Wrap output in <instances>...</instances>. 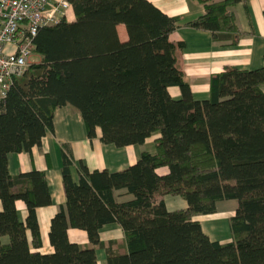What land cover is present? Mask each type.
I'll return each instance as SVG.
<instances>
[{"label": "trees", "instance_id": "1", "mask_svg": "<svg viewBox=\"0 0 264 264\" xmlns=\"http://www.w3.org/2000/svg\"><path fill=\"white\" fill-rule=\"evenodd\" d=\"M74 14L40 28L36 64H29L0 99V264H96L99 230L117 224L125 250L106 248V264H264V57L256 70L213 74L206 99L191 94L180 67L183 42L169 35L186 27L236 46L241 34L231 8L250 0H197L199 17H169L147 0H66ZM264 16V12H263ZM125 27L121 42L116 27ZM179 89L173 99L169 88ZM69 106L86 136L102 144L143 145L158 133L155 152H143L119 172H90L62 148L65 206L50 221V254L41 247L35 211L51 204L41 171L11 176L7 156L29 153L53 132V113ZM167 173L160 175L159 169ZM181 198L168 211L164 198ZM235 200L230 241L206 236L197 215ZM27 211L18 218L16 202ZM68 229L85 232L88 247L71 243ZM27 231L31 234L28 241ZM6 239V242H5Z\"/></svg>", "mask_w": 264, "mask_h": 264}, {"label": "crops", "instance_id": "2", "mask_svg": "<svg viewBox=\"0 0 264 264\" xmlns=\"http://www.w3.org/2000/svg\"><path fill=\"white\" fill-rule=\"evenodd\" d=\"M147 1L165 15L178 17L184 21L193 20L204 13L203 6L197 0ZM230 10L235 16L237 29L241 34L236 46H225L223 43L214 42L209 33L186 27L178 28L169 35L170 41L184 43L180 67L191 94L197 100L208 97L211 75L221 73L225 68L248 71L263 66L264 0H250L245 4H238ZM64 18L68 22L73 21L74 14L71 6ZM116 31L119 40L126 41L125 27L118 25ZM261 91L264 94V85L261 87ZM168 92L173 99L180 96L179 89L176 87L169 88ZM158 137L159 134L154 133L143 145L138 146L116 148L112 145H105L100 142L98 131L94 138H87L81 116L75 109L69 106L56 109L53 113V132H47L39 146L32 148L29 153H11L7 156V169L11 176L31 170L41 171L45 175L51 195V204L35 211L41 247L38 250L31 249L32 252L50 254L53 251L48 239L50 221L60 208L65 206L66 201L61 177L63 147L68 148L73 158L70 174L72 181L76 183L79 162L85 165L90 172H119L134 164L141 153H154L155 140ZM145 147L147 150L143 151L142 148ZM157 173L164 175L167 173V169H159ZM15 206L19 220L24 222L27 216L25 205L18 201ZM165 206L168 211H171L166 203ZM185 207L186 203L184 207L178 209ZM27 238L30 242L29 231H27ZM67 238L71 243L81 247L89 246L87 235L83 231L68 229ZM99 240L104 247L95 250L96 264H106L107 247H110L113 253H122L125 250L124 234L117 224L103 226L99 230ZM220 243H225V241Z\"/></svg>", "mask_w": 264, "mask_h": 264}, {"label": "built area", "instance_id": "3", "mask_svg": "<svg viewBox=\"0 0 264 264\" xmlns=\"http://www.w3.org/2000/svg\"><path fill=\"white\" fill-rule=\"evenodd\" d=\"M69 9L66 0H0V99L28 68L38 30L59 23Z\"/></svg>", "mask_w": 264, "mask_h": 264}, {"label": "rangeland", "instance_id": "4", "mask_svg": "<svg viewBox=\"0 0 264 264\" xmlns=\"http://www.w3.org/2000/svg\"><path fill=\"white\" fill-rule=\"evenodd\" d=\"M38 56L33 55L30 64L38 62ZM156 134V133H155ZM147 150V147L142 148ZM165 203L169 209H178L185 206V201L178 197H165ZM237 207L235 200L221 201L217 203L216 212L211 215H197L203 233L212 241H230L229 218ZM6 242V239H5Z\"/></svg>", "mask_w": 264, "mask_h": 264}]
</instances>
